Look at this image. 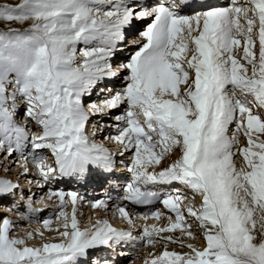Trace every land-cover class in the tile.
Listing matches in <instances>:
<instances>
[{"label":"snow or ice","instance_id":"snow-or-ice-1","mask_svg":"<svg viewBox=\"0 0 264 264\" xmlns=\"http://www.w3.org/2000/svg\"><path fill=\"white\" fill-rule=\"evenodd\" d=\"M0 26V160L19 169L0 200L19 196L20 218L43 225L20 236L0 216V264H116L103 252L128 245L160 246L143 264H264V0H7ZM125 154L122 194L90 202L105 218L81 228L84 197L52 186L109 178ZM53 198L54 229L37 219Z\"/></svg>","mask_w":264,"mask_h":264},{"label":"bare ground","instance_id":"bare-ground-1","mask_svg":"<svg viewBox=\"0 0 264 264\" xmlns=\"http://www.w3.org/2000/svg\"><path fill=\"white\" fill-rule=\"evenodd\" d=\"M1 2H7V0H1ZM12 2L13 3H15L16 2V0H12ZM129 38H128V40H130V36H128ZM121 48L123 49V46H121ZM120 74H123V73H120ZM114 86H118V87H115V88H113L111 85H110V87H111V89H112V91L114 92V91H118V90H120L122 87L121 86H123L122 84H114ZM119 87H121V88H119ZM117 88V89H116ZM110 89V88H109ZM112 94V93H111ZM111 94H109V93H107L106 95H105V97L106 96H109V95H111ZM85 97H89V96H85ZM84 97V98H85ZM86 98V99H87ZM104 97H102L101 98V100L103 99ZM94 101H100V100H98V99H95ZM90 102H93V101H87L85 104L87 105L88 103H90ZM124 107H126V106H121L120 108H117V109H114V110H116V114H120L121 112H123L122 111V108H123V110H124ZM116 114H114V115H116ZM98 119H100L99 117H93L92 118V122H95V121H97ZM105 119V116L103 117V120ZM112 119L110 118V120H108V119H106L105 121L108 123V124H115V123H113L112 121H111ZM89 127H91V123L89 124ZM114 132H115V130L113 129V128H108V127H106L105 128V131L103 132V133H101V134H99V135H108L109 133H113L114 134ZM106 143V146L107 147H109L110 148V146H111V150L114 152V150H116V149H114V148H116L117 146L115 145V144H112V143H110V142H105ZM114 149V150H113ZM5 162L9 167H12L11 168V172H9V173H15V175H13V176H7L6 174L8 173V172H5V168L3 169V171H0V178H6V177H10V179H16V177H17V175H18V172H19V169H18V167H16V166H11L10 165V163L7 161V160H0V162ZM116 161H117V168H120V169H122V171H118L117 172V174H118V176H117V179H118V182H120V181H122V177L125 175V174H127L128 172H127V170H126V165H128L129 164V155L128 154H125V156L124 157H118V158H116ZM112 176H113V174H112ZM91 181V180H90ZM20 184H21V189L24 191V193H25V195H28L29 194V185H28V183L25 181V180H23V179H21L20 180ZM52 187H55V188H57V190H63L64 192H68V191H75V188H77V186L74 184V183H64L63 181H61V182H58L57 184H55V185H53ZM110 189V186H108L107 185V187H106V191H108ZM86 190V189H85ZM31 191L32 192H34V193H36L37 194V196H39V195H41V189H39V188H37L36 186H32V188H31ZM44 192L46 193L47 192V189H45L44 190ZM103 193H105V191L104 192H99V198H103L104 197V195H103ZM83 197H84V200H85V202L84 203H80V204H78V206H77V211L79 212V214H78V218H79V220H80V222H81V228H84V227H88V226H90L89 224H88V221H89V218H91L93 221H95L96 219H103V218H105V213H103V212H101V211H98V210H94V209H92V207L90 206V202H92V201H94L95 199L94 198H92V197H88V196H86V195H82ZM19 199V198H18ZM3 200V199H2ZM2 200H0V213H2V211H4L3 209H6V208H8V207H5L4 208V205H3V202H2ZM20 200V199H19ZM17 205V204H16ZM36 205V206H35ZM34 206L36 207V208H42V207H44V205H42V204H34ZM56 206H57V201H56V198H53L51 201H47V210L46 211H42V212H40L39 213V216L37 217V219H39V220H42V219H45V218H49V217H51L52 218V220H53V223H52V225H51V227L54 229L55 227H56V224H55V216H54V209L56 208ZM68 211L70 212L71 211V208L69 207V209H68ZM7 213H9V212H7ZM6 213V214H7ZM5 214V213H4ZM11 214V213H10ZM13 216H16L15 214L13 215ZM111 213H108V218L109 219H111ZM16 218V217H15ZM14 217L12 218V219H15ZM14 221V220H13ZM22 221V222H21ZM21 221H19V220H17V223H18V225H23V227H19V226H17L16 228H17V232L19 231V232H21V236L22 235H24L25 233H27V232H35L37 229H43V225H42V223H36V222H32V223H27V221H24V220H21ZM19 222H21V224H19ZM112 223L113 224H115L116 226H120V225H123L124 223H122L120 220H113L112 221ZM143 223H147V224H149V225H151V224H153V223H155V221H153V220H151V219H149L148 221H146V222H143ZM143 223H140V221H137V224H138V227L139 226H141V225H143ZM125 227H126V225H125ZM16 231V230H15ZM18 235V234H17ZM56 235V233L54 232V231H52V232H48V231H45V237H51V236H55ZM36 243H39V240H37L36 241ZM157 249V251H159L160 250V247L159 248H156Z\"/></svg>","mask_w":264,"mask_h":264},{"label":"rangeland","instance_id":"rangeland-1","mask_svg":"<svg viewBox=\"0 0 264 264\" xmlns=\"http://www.w3.org/2000/svg\"><path fill=\"white\" fill-rule=\"evenodd\" d=\"M0 2H1V0H0ZM0 27H2V26H0ZM110 148H111V146H110ZM114 149H116V150H114ZM113 150H114V152H116L117 151V147L116 148H114ZM9 162V161H8ZM12 166V165H11ZM29 167L31 168V165H29ZM5 168V172H8L6 175L7 176H13V175H15V173L13 174V173H9V172H11V168L12 167H9L5 162H0V171H3V169ZM8 168H10V171H6V169H8ZM1 176V175H0ZM5 178V177H4ZM6 178H8V179H10V177H6ZM13 181H15L14 179H12ZM21 185V184H20ZM17 198V200H19L18 199V197H16ZM22 199L20 198V200L19 201H21ZM6 202H9V201H11L12 202V200L10 199V198H7V200H5ZM5 201H2V202H5ZM16 201V200H15ZM19 201H17V205L15 204V206L13 207V205H12V207L13 208H15L16 206H20V202ZM13 203V202H12ZM14 204V203H13ZM36 206V205H35ZM5 212H9L8 214H9V216L5 213H3V214H0V216H6V217H10L11 219H12V217H15V216H13L14 215V211H15V209H13V210H11V211H9L8 209H5L4 210ZM11 213V214H10ZM17 213V212H16ZM78 214H79V212H78ZM16 215V219H12V220H17V217H18V214H15ZM55 218V217H54ZM16 222V221H15ZM15 232L18 234V235H20L21 236V232H17V228H15ZM160 246L159 245H157V247L156 248H159ZM161 250V249H160ZM177 251H178V249H176Z\"/></svg>","mask_w":264,"mask_h":264}]
</instances>
